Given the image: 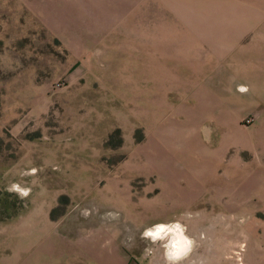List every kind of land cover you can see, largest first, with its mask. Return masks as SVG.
Listing matches in <instances>:
<instances>
[{"label": "rangeland", "instance_id": "1", "mask_svg": "<svg viewBox=\"0 0 264 264\" xmlns=\"http://www.w3.org/2000/svg\"><path fill=\"white\" fill-rule=\"evenodd\" d=\"M65 7L0 0V264H264V77L229 107L169 86L146 108L145 45Z\"/></svg>", "mask_w": 264, "mask_h": 264}, {"label": "crops", "instance_id": "2", "mask_svg": "<svg viewBox=\"0 0 264 264\" xmlns=\"http://www.w3.org/2000/svg\"><path fill=\"white\" fill-rule=\"evenodd\" d=\"M61 5L79 9L59 10L62 23L72 13L80 27L109 34L115 44L145 45L142 57L132 58L141 60L147 80L140 91L146 108L161 102L169 86L183 96L189 92L193 107L206 108L229 107L246 92H263L264 0H61ZM46 13V20L58 23ZM213 70L217 79L203 82Z\"/></svg>", "mask_w": 264, "mask_h": 264}, {"label": "bare ground", "instance_id": "3", "mask_svg": "<svg viewBox=\"0 0 264 264\" xmlns=\"http://www.w3.org/2000/svg\"><path fill=\"white\" fill-rule=\"evenodd\" d=\"M241 89L244 88L241 86ZM158 229H162L160 231L159 236L170 234V236L172 237L170 244H172V246L174 247V250L172 249V253H171L173 256L175 257L182 256L184 253H186L189 250L191 245V240H190L191 237L189 238V236L186 235L182 226L179 223H176L174 225L159 223L158 225L149 228L148 231L145 232V234L153 237L154 235H151L149 233H155ZM159 236H154V237H159Z\"/></svg>", "mask_w": 264, "mask_h": 264}, {"label": "clouds", "instance_id": "4", "mask_svg": "<svg viewBox=\"0 0 264 264\" xmlns=\"http://www.w3.org/2000/svg\"><path fill=\"white\" fill-rule=\"evenodd\" d=\"M242 90H243V89H242ZM161 230H162V229H158L155 233H149V234L154 235V236H159Z\"/></svg>", "mask_w": 264, "mask_h": 264}]
</instances>
